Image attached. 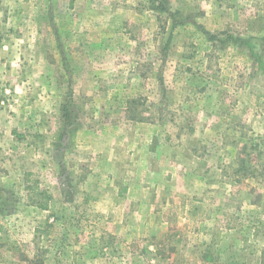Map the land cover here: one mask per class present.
<instances>
[{
	"label": "rangeland",
	"instance_id": "374dc122",
	"mask_svg": "<svg viewBox=\"0 0 264 264\" xmlns=\"http://www.w3.org/2000/svg\"><path fill=\"white\" fill-rule=\"evenodd\" d=\"M263 262L264 0H0V264Z\"/></svg>",
	"mask_w": 264,
	"mask_h": 264
},
{
	"label": "trees",
	"instance_id": "16d2710c",
	"mask_svg": "<svg viewBox=\"0 0 264 264\" xmlns=\"http://www.w3.org/2000/svg\"><path fill=\"white\" fill-rule=\"evenodd\" d=\"M63 111H65V117H66L67 122L68 121L70 122L71 121V113L68 112V108H66V106L63 108ZM36 195L41 198V200L38 201L39 203L37 204V206L40 209H47L49 207L48 200L50 199V195L47 194L45 191L37 192ZM43 200H45V201H43ZM263 264H264V262H263Z\"/></svg>",
	"mask_w": 264,
	"mask_h": 264
}]
</instances>
